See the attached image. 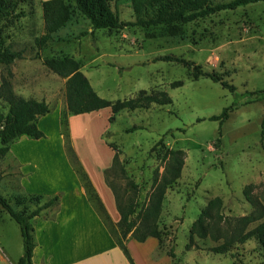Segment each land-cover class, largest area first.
I'll use <instances>...</instances> for the list:
<instances>
[{
  "label": "rangeland",
  "instance_id": "obj_1",
  "mask_svg": "<svg viewBox=\"0 0 264 264\" xmlns=\"http://www.w3.org/2000/svg\"><path fill=\"white\" fill-rule=\"evenodd\" d=\"M229 1L201 0L208 5ZM111 8L127 26L92 30L89 21L75 10L67 24L39 49L35 39L44 34L41 2L20 3L13 15L1 21L0 34L4 44L13 50H22L24 58L9 66L0 65V76L8 78L16 95L44 100L50 108L48 114L59 116L58 133L68 155V164L74 173L78 174L80 169V184L96 202L101 215L106 217L115 238L120 237V231L112 227L117 222L99 205L90 175L96 181L97 172L103 167L110 168L112 158L118 152L120 167L114 168L106 178L113 184L121 203L133 198L138 204L135 216L147 205L160 181L165 156L170 151H181L180 177L166 189L161 203L157 223L162 235L160 239L156 238L159 250L167 253L174 249L172 264L261 262L262 251L254 239L234 243L217 252L215 248L223 244L224 239H213L210 234L205 238L194 235L190 242V229L209 200L218 198L221 205L213 210L218 215L210 223L231 235L238 219L255 214L254 208L245 200L244 188L253 185L252 193L263 200L264 135L260 134V123L264 102L255 101V96L248 93L264 90V1L220 11L186 24L175 23L172 29L165 25L137 24L138 17L130 0H113ZM153 12L147 10L148 15ZM65 56L81 63L83 74L105 99H135L141 90L146 94L165 91L172 104L122 110L114 115L112 123L109 122L111 110L106 108L72 120L70 127L69 119L75 115L67 111L65 79L42 64L43 59ZM167 56L194 63L203 72L233 85L235 92L194 73L182 63L162 59ZM8 72L11 73L9 76ZM177 81L182 85L172 88L171 84ZM230 106H234V110L229 112L219 133V121L209 118L220 115ZM7 110V105L0 101V113L5 115ZM106 113L109 116L102 118ZM53 127L51 124L47 131V144H37L26 136H18L8 143V152L0 155L3 176L0 191L19 213L28 212L38 204L30 196L32 194H29L26 210L16 204L15 199L24 195L20 187L23 174L11 149L30 154L57 145ZM132 127L137 129L128 132ZM3 146L0 141V148ZM105 170L102 172L104 181ZM128 182L135 183L137 189L131 191ZM262 203L264 205V201ZM263 220L264 217L247 225L245 231ZM129 237L131 234L122 244ZM19 253L22 254L19 226L0 208V255H6V260L0 264H16Z\"/></svg>",
  "mask_w": 264,
  "mask_h": 264
},
{
  "label": "trees",
  "instance_id": "obj_2",
  "mask_svg": "<svg viewBox=\"0 0 264 264\" xmlns=\"http://www.w3.org/2000/svg\"><path fill=\"white\" fill-rule=\"evenodd\" d=\"M112 1L113 0H46L41 2L44 34L35 39V45L39 49L45 47L49 40H51L52 34L67 24L75 10L89 21L92 30L122 29L128 24L119 20L118 15L111 8ZM130 1L138 17L136 21L137 24L141 26L165 25L172 29L175 23H190L220 11L234 10L238 7L264 0H231L226 3H218L215 5L202 3L201 0ZM24 2H27L29 5L33 4V0H0V23L5 18L13 15L17 6ZM148 9L154 10V12L148 15ZM23 58L22 50H13L9 45H5L0 34V65L9 66L16 60H21ZM162 59L182 63L194 73L208 77L213 82H219L223 88L228 89L231 93L235 92V87L233 85L222 81L221 78L213 74L203 72L199 66L194 65L192 62L168 56ZM42 64L52 73L65 79V99L67 111L70 115H82L109 108L112 113L109 117V122L112 123L115 119L114 115L122 110H134L146 107L150 104L159 106H168L172 104L171 97L165 91L146 94L144 90H141L139 96L135 99H118L115 101L105 99L99 96L93 89L88 78L81 71V63L71 56L46 58L42 60ZM10 74L11 73L8 72L7 75L9 76ZM181 85V81H177L173 82L171 87L176 88ZM248 94L255 96V101L259 99L264 102V90L254 91ZM0 101L4 102L8 108L5 115L0 113V141L4 145L0 148V155H4L8 152V143L15 137L26 136L33 140L46 137L44 132L38 127L37 121L40 117L50 113L47 102L34 98L26 99L16 95L12 90L10 81L5 76H0ZM232 110H234V106L227 107L223 109L220 115L211 116L209 118L211 121H219V133L222 123L228 119L229 112ZM136 129V127H132L128 132H132ZM260 134L262 136L264 135V115L260 123ZM69 156L72 157V155ZM165 160V169L160 181L157 182L147 205L141 208L135 216L134 214L136 213L138 204L133 198L128 199L125 203H121L116 195L113 184L109 183L106 178V175L114 170V168L120 167L118 152H116L112 158L111 167L105 170V184L112 190L116 208L120 215L118 222L112 224V227H116L120 231V237L118 239L115 238L110 228L109 230L120 245H122V241L128 234H131V237L138 242H144L149 237L161 238L162 230L158 228L157 222L160 215L163 195L166 189L172 187L180 177L183 166V153L181 151H170L168 155L165 156ZM79 173L80 169L77 174L78 176H80ZM2 177V173L0 172V181ZM156 181L157 178L154 179V184ZM127 186L131 191L137 189V185L133 182H128ZM252 188L253 185L246 186L243 190V195L245 200L254 208L255 214L238 219V223L231 235H228L226 231L222 232L219 228H216L214 223H210V221H214L218 215V213H214L213 210L215 211V208L221 205V201L218 198H214L209 200L206 207L201 211L199 217L193 223L190 229V242L194 235L205 238L210 234L213 239H224L223 244L215 248L217 252H221L226 250L227 247H231L234 243H244L249 239H254L258 243L263 257V260L256 264H264V220L259 222L252 229L245 231L247 225L261 220L264 217V205L262 203V201H264V188L261 191L262 201L257 195L252 193ZM30 196L37 200L38 205H36L34 209H29L28 212L19 213L17 212L18 210H15L9 203V200L0 193L1 210L5 211L20 229L23 252L16 264H34L32 257L36 243L31 220L39 216L42 211L51 207H56L62 196V192L47 198L42 195ZM28 197V194H24L15 199L16 204H19L23 210L27 209L26 206L28 205L26 204L28 202ZM88 197L99 212L96 202L90 196ZM99 203L97 204L103 206L101 201ZM99 214L107 225L106 217H103L100 212ZM210 229L215 232V235L211 234ZM189 246L190 244L188 243L186 248L188 249ZM167 254L173 259L175 257L174 249H169Z\"/></svg>",
  "mask_w": 264,
  "mask_h": 264
},
{
  "label": "crops",
  "instance_id": "obj_3",
  "mask_svg": "<svg viewBox=\"0 0 264 264\" xmlns=\"http://www.w3.org/2000/svg\"><path fill=\"white\" fill-rule=\"evenodd\" d=\"M43 1L46 0H40V2ZM95 113L99 112L70 117V127L72 120ZM108 116L109 114L106 113L102 118ZM49 121L50 123H47ZM48 124L54 126L57 145L47 146L30 154H21L15 152V148L11 149L23 174L20 187L24 194L42 195L47 198L62 192L56 207L42 211L39 216L31 220L36 243L32 257L33 263L172 264V258L159 250V242L154 237H149L144 242H138L129 237L122 245L116 241L80 184L79 176L71 170L68 164V155L59 138V116L57 114H47L39 119L38 127L46 137L35 140V143L47 144L49 142L47 131L50 125ZM82 133L83 131L81 135ZM61 168L62 172H60ZM107 168L103 167L97 172L96 181L93 180L88 170L85 169V171L90 175L91 183L101 203L116 223L119 220V214L115 200L102 176L103 170ZM21 255L19 253L16 263ZM5 260L6 255H0V261Z\"/></svg>",
  "mask_w": 264,
  "mask_h": 264
}]
</instances>
